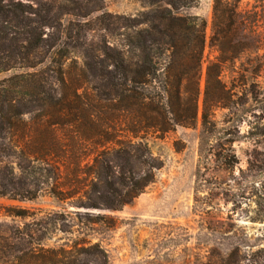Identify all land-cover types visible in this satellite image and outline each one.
Instances as JSON below:
<instances>
[{
  "label": "trees",
  "instance_id": "obj_1",
  "mask_svg": "<svg viewBox=\"0 0 264 264\" xmlns=\"http://www.w3.org/2000/svg\"><path fill=\"white\" fill-rule=\"evenodd\" d=\"M194 1L154 0L147 22L138 21L139 14L110 15L108 41L95 48L84 44L71 61L74 74L73 65H66L62 41L70 34L62 22L82 7H66L69 0H0V198L33 202L45 191L63 202L72 194L60 189L61 169L80 171L90 157L92 164L83 167L93 176V192L101 174L116 171L128 177L118 179L122 192L105 181L106 193L97 200L82 190L87 202L79 199L78 208L118 210L153 183L161 165L146 138L176 126L192 128L196 120L206 25L179 14ZM237 7L238 1L214 0V28L222 25V37L235 28ZM218 47L222 53L219 42ZM227 60L207 67L203 131L210 125V111L229 97L219 79ZM105 155L110 157L102 160ZM26 213L6 211L14 218ZM59 219L56 212L44 226L37 222L43 229L37 238L28 229L2 231L0 224V264H63L60 248L41 244L47 226L51 234L59 231Z\"/></svg>",
  "mask_w": 264,
  "mask_h": 264
},
{
  "label": "rangeland",
  "instance_id": "obj_2",
  "mask_svg": "<svg viewBox=\"0 0 264 264\" xmlns=\"http://www.w3.org/2000/svg\"><path fill=\"white\" fill-rule=\"evenodd\" d=\"M221 1H238L236 26L229 31L223 27V37L222 25L214 28V0H195L179 11L206 25L201 93L192 128L176 126L172 132L146 138L161 165L153 173V183L118 210L78 208L79 199L87 202L82 190L97 200L106 193L105 181L122 192L118 179L128 177L116 171L101 174L93 192V176L88 166L83 167L92 164L90 157L80 171L61 169L60 189L72 194L63 202L45 191L33 202L0 198L2 231L28 229L37 238L43 229L35 224L48 223L49 215L57 212L59 231L51 234L47 226L41 244L60 248L63 264H264V0ZM73 4L82 10L64 17L63 30L67 28L70 36L62 47L74 74L71 61L84 44L95 48L108 41L110 15L139 14L137 20L147 22L155 9L154 0H69L65 6ZM220 58L228 59L219 79L229 97L210 111V125L203 131L207 67ZM8 208L27 213L24 218L10 217Z\"/></svg>",
  "mask_w": 264,
  "mask_h": 264
}]
</instances>
